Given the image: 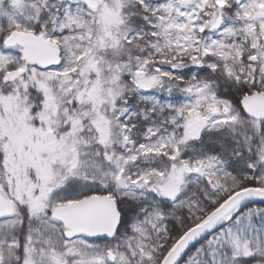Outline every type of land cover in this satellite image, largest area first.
I'll return each mask as SVG.
<instances>
[{
	"label": "snow or ice",
	"instance_id": "obj_1",
	"mask_svg": "<svg viewBox=\"0 0 264 264\" xmlns=\"http://www.w3.org/2000/svg\"><path fill=\"white\" fill-rule=\"evenodd\" d=\"M0 264H264V0H0Z\"/></svg>",
	"mask_w": 264,
	"mask_h": 264
}]
</instances>
